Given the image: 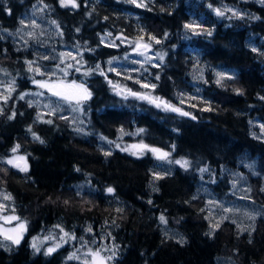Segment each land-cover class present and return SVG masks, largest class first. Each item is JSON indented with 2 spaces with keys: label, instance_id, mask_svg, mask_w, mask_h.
<instances>
[{
  "label": "trees",
  "instance_id": "trees-1",
  "mask_svg": "<svg viewBox=\"0 0 264 264\" xmlns=\"http://www.w3.org/2000/svg\"><path fill=\"white\" fill-rule=\"evenodd\" d=\"M76 3L79 7L73 8L62 7L60 0H0V66L17 81L13 93H0V187L13 195L16 214L27 223L19 245L7 251L0 243V264H79L69 257L95 247L93 237L104 235L110 248L105 255L111 257L107 264H217L220 257L264 264V217L248 232L229 220L215 228L200 193L207 186L219 199L236 200L231 179L240 171L249 181L252 205L264 210V139L251 133L252 122L264 124V3ZM222 4L244 14L233 15ZM31 12L43 28L25 40L16 31ZM193 21L197 33L186 27ZM103 33L116 37L117 47L103 42ZM137 40L150 43L154 54H164L156 66L147 67L143 80L155 85L157 97L189 115L115 92L112 83L128 80L108 72L106 61L124 55L123 41ZM66 48H80L87 65L84 76L92 97L84 104L86 131L76 130L60 115L38 120L36 105L20 99L31 88L29 63L49 62ZM195 71L203 76L200 82ZM220 71L229 75L220 78ZM128 84L138 89L133 81ZM13 112L15 118L9 119ZM121 130L138 132L135 139L150 147L173 149L172 157L188 166L174 165L154 177L158 163L149 151L139 157L118 148L106 152L100 137L114 140ZM33 133L44 143L33 139ZM16 145L27 157V172L1 163ZM253 162L256 174L245 165ZM78 187L87 189L88 201ZM109 187L113 193L107 192ZM161 216L182 240L164 234ZM61 229L75 239L68 237L45 255L50 236ZM35 238L41 239L39 252L31 247Z\"/></svg>",
  "mask_w": 264,
  "mask_h": 264
},
{
  "label": "rangeland",
  "instance_id": "rangeland-1",
  "mask_svg": "<svg viewBox=\"0 0 264 264\" xmlns=\"http://www.w3.org/2000/svg\"><path fill=\"white\" fill-rule=\"evenodd\" d=\"M141 1L143 0H136V3H140ZM256 1L261 3L260 0ZM220 8H223L224 10H227L231 13L237 12L239 14H244V12L240 8L231 6L229 4H222ZM197 24L198 23L196 21H193L189 24L191 25V27H187V29L189 31H192L193 33H197ZM42 28L43 26L37 20L35 12H31V15H29L27 19H24L22 21L20 28L16 31V36L18 35V37H23L26 40L27 38L34 35L36 29ZM46 28L50 27L48 26ZM101 40L105 43H109V45L113 47H117L118 45L117 38L111 37L107 33L101 34ZM122 43L127 46V50L125 51L124 55L120 59H111L109 61H106L105 69L108 72H113L116 75H119V77H123V79L125 77V80L133 81L137 84L138 89H133V87L128 84V81L122 82L116 80L115 83H112L115 92L126 100H134L145 102L150 105H155L153 103H150L149 100L139 99L137 96H133L130 93L134 92L142 96L157 97L152 92L151 85L149 83H146L142 77L145 76V71L148 70L147 67L156 66L159 63L161 57L162 59L164 58V54H154L151 44L142 40H137L135 42L128 41V44L125 41H123ZM144 43H147L149 45L148 49L142 47ZM138 44L141 46L137 47ZM69 65H71V67H69ZM32 67L33 76L32 81L30 82L31 88L24 91L21 96L27 98L31 103L36 105L38 109V120H45L46 116L60 115L65 118L67 117L71 125L76 130L86 131L87 123L84 117V104L89 99L87 101H81L79 104H77V98L80 94V89L68 87V85H71L73 83H75L76 85H83V87L87 88V90L91 93L92 97V92L88 87L84 76V73L87 72V65L85 63L84 56L81 53V49L66 48L61 52L55 54L49 62H39L35 65L33 64ZM36 68H39V72L35 71ZM97 68L100 69L101 67ZM76 69H79V71H77ZM193 75L196 82H200L203 79V76L201 75V73H199V71H195ZM217 75L220 78H224L228 76L229 73L227 71H220L217 73ZM16 82L17 81L14 75L0 66V93L3 96L4 94H11L15 91ZM39 83H46L49 86L55 84L57 85V87L49 91L48 88L40 87ZM144 84H148L149 87H143L142 85ZM60 87L61 89H58ZM53 92H59L61 95H54ZM64 96H69L70 99H64ZM166 102L174 107H180L172 104L171 102ZM160 108H163V106ZM252 126V135L259 139H264V124L261 122H252ZM137 133L138 132L134 133L132 131L123 130L114 140H105L104 138L100 137L101 145L104 147V150L106 152H110V150L118 148V150L136 157H139L149 151L158 163V167L154 171V177L165 175L166 173L171 171L174 165H181L179 163H176V161L183 162L182 159H175L174 157H172L173 149L168 150L150 147L147 144L135 139L138 135ZM151 149H156L158 151L153 152L151 151ZM162 153H167V155L162 156ZM16 156L26 157V155L21 154L18 151L15 153L12 152L5 159H1V163L4 166L13 167L12 165L5 163V161L13 159ZM15 162H20V167H23L24 165L23 161ZM26 163L28 165L27 157ZM245 165L249 167L254 174L257 173L254 162L245 163ZM13 168L19 170V168L17 167ZM78 189V192L82 195L80 197L85 200L88 197L85 194L87 189H85L84 187H78ZM200 193L205 195L206 199L204 208L206 210V217L212 225H220L222 222L229 220L235 223L241 232H248L253 229L255 220L258 217H264V210L256 208L254 207V205H252L250 201L251 190L249 181L240 171L234 172L231 179V193L235 194L238 197L236 200L227 201L219 199L212 193V191L208 189L207 186L202 187ZM5 194H9L11 196V199L5 200L3 198ZM88 199L90 198H87V201ZM0 205L4 206L0 208V233L10 236L17 235L18 233L12 230L17 229L18 225L21 222L25 223L27 229V223L23 220L5 219L6 217H18V215L16 214L14 197L4 187H0ZM161 225L162 231L165 235L174 237L178 240L183 239L182 234L172 226L168 225L167 223H162ZM25 232L26 230H20L19 234H22L23 237ZM3 234H0V243L5 250L10 251L16 245L12 244L9 240H5ZM50 238L53 241L46 245L47 249L50 247H55L56 245H61L68 240V236H64L63 231L55 234V236H50ZM105 238L106 235H104L102 239L98 240V238L94 236L93 241L96 246L75 251L72 259L74 261H79V264H102L101 258H104L103 264H107V257L105 255V252H108L110 248L104 243ZM34 240L37 246H39L41 239L35 238ZM110 245L114 247V243H112V241L110 242ZM97 252H99L100 254L99 257L92 255V253ZM217 264L239 263L231 257H220L217 259Z\"/></svg>",
  "mask_w": 264,
  "mask_h": 264
},
{
  "label": "snow or ice",
  "instance_id": "snow-or-ice-1",
  "mask_svg": "<svg viewBox=\"0 0 264 264\" xmlns=\"http://www.w3.org/2000/svg\"><path fill=\"white\" fill-rule=\"evenodd\" d=\"M131 2L135 3L136 0H131ZM261 3H264V0H260ZM60 5L62 7H73V8H77L79 7V5L76 3V0H60ZM138 7L142 6L141 4H137ZM216 14L217 15H222L223 13H221L219 10H216ZM233 15H236V16H240L239 13L237 12H233ZM256 19H259V17H256ZM186 27H191V25H186ZM142 39V38H141ZM151 39L155 40L156 38L155 37H151ZM157 43H159L160 41L159 40H156ZM141 45H137V47H140ZM142 47H144L145 49H148L149 48V45L147 43H144L142 45ZM143 54V53H142ZM162 59V57H161ZM111 63V62H109ZM69 67H71V65H69ZM99 67V66H97ZM32 66H31V63H29V71H32ZM77 71H79V69H76ZM36 72H39V68H36L35 69ZM101 75H103V71H101L100 73ZM220 75V74H218ZM231 78V77H229ZM157 79H159V77L157 76ZM220 81L217 80V83H219ZM39 86L42 87V88H48L49 91H51L53 88L57 87V85L53 84L51 86H49L48 84L46 83H39ZM143 87L147 88L149 87L148 84H144L142 85ZM68 87L70 88H78L80 89V94L77 98V104H79L81 101H87L88 99L91 98V93L87 90V88L83 87V85H76L75 83L71 84V85H68ZM151 87L155 88V85H151ZM54 95H61L59 92H53ZM131 95L133 96H137L139 99H146V100H149L150 103H153L155 104L156 107H162L164 108V110H171V111H174V112H178L180 113L181 115H184V116H187L189 115V113L187 112H183L181 111V109L177 108V107H174L172 106L171 104L167 103L166 101L162 100L161 98L159 97H149V96H142V95H138L137 93H130ZM239 94V92H238ZM24 97L21 96L20 99H23ZM64 99H70L69 96H64L63 97ZM7 99V97H5V100ZM15 118V113L13 112L10 116H9V119H13ZM46 123H51V121H45ZM29 131L31 132V128H29ZM123 131V130H121ZM140 132L143 131V129H140L139 130ZM33 139L39 141V143L43 144L44 141L39 137L37 136L35 133H33ZM20 145H16L12 151L13 153L17 152L18 149H19ZM144 147H147V146H144ZM151 151L153 152H156L158 150L156 149H151ZM110 153H105V155H109ZM162 156H166L167 153H162L161 154ZM15 161H23L24 162V165L23 167H20V165L18 163H16ZM5 163L9 164V165H12L13 167H17L19 168L20 171H24V172H27L28 171V165L26 163V157L24 156H16L14 157L13 159H9L7 161H5ZM176 163H179L181 164L182 167H187L188 166V162L187 161H176ZM202 171H206V169H203ZM107 192L108 193H113L114 192V189H112L111 187H109L107 189ZM5 200H10L11 199V196L9 194H5L4 197H3ZM67 203V201H66ZM4 207L3 205H0V208ZM117 211H120L119 209ZM227 211V209H226ZM6 220H14V219H19L18 217H6L5 218ZM160 220L162 223H167V221L165 220V217L161 216L160 217ZM213 227H219L218 224L216 225H213ZM20 230H26V226H25V223L21 222L19 225H18V228L17 229H13L12 231L14 232H17L18 234L15 235V236H10V235H6V234H3V233H0V234H3L4 235V239L5 240H9L11 241L12 244L14 245H19L21 240H22V234H19L20 233ZM61 231H63V229H61ZM64 236H68L70 239H75L74 236H70L69 233H64ZM63 239V238H62ZM31 247L36 251V252H39L40 249L39 247L37 246L35 240H33L32 244H31ZM60 247V245H56L55 247H50L48 248L46 251H45V255H51L53 252L56 251V249ZM92 255L96 256V257H99V252L97 253H92ZM73 257H69V259H72ZM103 259L104 258H101L102 260V264H103ZM107 259H111V257H108Z\"/></svg>",
  "mask_w": 264,
  "mask_h": 264
},
{
  "label": "water",
  "instance_id": "water-1",
  "mask_svg": "<svg viewBox=\"0 0 264 264\" xmlns=\"http://www.w3.org/2000/svg\"><path fill=\"white\" fill-rule=\"evenodd\" d=\"M58 89H61V87H60V88H58ZM18 164L20 165V162H18Z\"/></svg>",
  "mask_w": 264,
  "mask_h": 264
}]
</instances>
